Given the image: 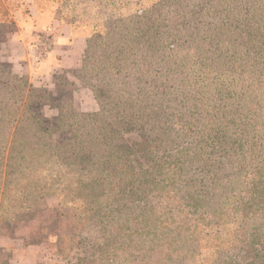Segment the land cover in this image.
<instances>
[{
    "label": "rangeland",
    "instance_id": "1",
    "mask_svg": "<svg viewBox=\"0 0 264 264\" xmlns=\"http://www.w3.org/2000/svg\"><path fill=\"white\" fill-rule=\"evenodd\" d=\"M0 264H264V0H0Z\"/></svg>",
    "mask_w": 264,
    "mask_h": 264
},
{
    "label": "trees",
    "instance_id": "2",
    "mask_svg": "<svg viewBox=\"0 0 264 264\" xmlns=\"http://www.w3.org/2000/svg\"><path fill=\"white\" fill-rule=\"evenodd\" d=\"M130 39H132L131 36L124 38L122 36V34L120 33V30H119V32L115 31L113 33L111 30L104 37L98 36L96 38H89L88 40H86L87 41V48L84 50V54H83V60H82V66H81L82 72L84 70H86V68H87V65H88L87 63H88V60L90 58V49L92 46H94L98 43V40H102L104 42V44L106 46H108L107 49L110 50V53H105L106 55H105V59H104V61L107 62V68L109 69V72L103 74L100 77L99 76L100 71H96V73L94 72V73H90V74L85 75V80L91 79L94 75L98 77L97 83H92L91 81L90 82L87 81V82H89V86L92 88L94 95H95V98L100 103L102 109H104L106 106H110L111 111H110L109 115H113V119H114L111 124H115V125L118 124L119 120L124 121V120H127L129 116H132V113H129L130 107H129V104L127 103V100L130 99L131 97H128L129 93L125 94V92H128V91H126L128 89H124V88H127V85H125L124 88L122 87L119 89L117 87H115L116 83H118L117 86H119L123 81L127 82L123 78V76L120 74V72L125 68L124 62L126 61V59H125L126 55L124 53H126V51H128L130 49V47L131 48L133 47L132 43L130 42ZM99 44H101V43H99ZM100 68H102V66ZM96 70H100V69H96ZM110 72L113 74V77H109L110 80H108V79L106 80L105 78L108 76V74ZM98 80H99V83H98ZM128 82H131V81L129 80ZM141 82H142V80H141ZM141 82H139L138 88L142 91L143 87L140 85ZM101 85H106L108 87V90H106L107 93L115 94L117 100L113 101V103H110V104L104 103V101H102V98H101V97H103V93H104L103 90L101 89ZM129 86L132 87L134 85L132 83H130ZM98 115H101V113L89 115V119L93 120V124H96V122H97L96 117H98ZM105 122H109V121L106 120ZM122 124H124V123H122ZM110 130H112V129H110ZM75 147L78 151L83 152L84 154H86L85 148H89V146L87 144H82V143H79ZM89 150H92V148ZM194 241H195V238H193V242ZM199 244H200V242L196 241V246H194V247L197 249ZM199 255H202V248H199Z\"/></svg>",
    "mask_w": 264,
    "mask_h": 264
},
{
    "label": "crops",
    "instance_id": "3",
    "mask_svg": "<svg viewBox=\"0 0 264 264\" xmlns=\"http://www.w3.org/2000/svg\"><path fill=\"white\" fill-rule=\"evenodd\" d=\"M24 32H25V34L24 35H27V34H29V33H32V29H31V26L29 25L28 26V29H25L24 30ZM69 31H67V32H65V33H59V34H56V49H55V52H56V54H59V52L60 53H62V54H64V56H65V53H68V52H65V53H63L62 52V50H63V47L64 46H62L65 42H67L68 44H67V48L68 49H70V51L72 50V47H74V45H82V40H78V38H77V41L74 39L73 41H71V37H69V33H68ZM77 37H79V34H77L76 35ZM25 37V36H24ZM85 38H83V40H84ZM64 58V57H63ZM62 58V59H63ZM60 66H63L62 64H60Z\"/></svg>",
    "mask_w": 264,
    "mask_h": 264
}]
</instances>
